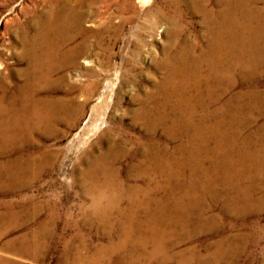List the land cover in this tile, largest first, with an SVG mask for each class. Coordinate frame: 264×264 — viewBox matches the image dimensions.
Masks as SVG:
<instances>
[{
	"label": "rangeland",
	"instance_id": "374dc122",
	"mask_svg": "<svg viewBox=\"0 0 264 264\" xmlns=\"http://www.w3.org/2000/svg\"><path fill=\"white\" fill-rule=\"evenodd\" d=\"M144 1L0 0V84H4L0 94L5 95V101L27 85L28 94L36 90L34 98L81 104L75 114H64L58 122L52 120L29 131H15L14 137L0 144V264H72L77 252L96 256L98 249L107 247L110 241L90 218L91 200L84 190L89 179L96 181L90 176L96 160L109 148H121L122 139L128 140V154L106 163L117 169L126 182V171L137 159L131 156L138 148L148 149L149 145L144 144L152 141L156 147L163 143L170 149L178 144L160 128L153 133L147 131L135 121L134 111L146 96H157L156 88L165 73L160 64L163 56L172 55L180 45L204 47L206 32L201 15L193 12L185 0H178L181 13L169 0ZM53 10L69 17L77 12L80 26L72 27L70 41L59 52L61 57L64 55V65L51 77L53 84L38 88L27 84L32 78L27 70L30 60L20 35H34L39 23ZM174 22L180 25L176 34L172 30ZM94 30L102 32L101 40L91 33ZM70 47L78 48L73 57L65 54ZM248 89L258 96V92L264 94V65L254 76H237L223 100ZM256 100L262 101L260 97ZM248 101L232 100L239 105ZM252 113L241 136H250L252 147L257 148L264 140V110ZM188 174L185 170L184 176ZM96 177L102 181L100 175ZM251 182L254 188L248 206L239 215L225 208L222 188L213 195L214 200L202 196L205 222L197 229L205 231L185 240L178 250L190 249L206 264H264V179ZM189 216L191 225H197L194 215ZM40 225L45 230L36 235ZM34 233L40 240L38 254L17 252L26 249L21 242L24 235L31 237ZM112 234L115 241L118 233L113 230ZM221 239L230 240V245L235 241L245 246L238 255L229 256L232 260L207 259ZM113 258L102 263L115 264ZM193 263L201 264L197 260Z\"/></svg>",
	"mask_w": 264,
	"mask_h": 264
},
{
	"label": "bare ground",
	"instance_id": "6f19581e",
	"mask_svg": "<svg viewBox=\"0 0 264 264\" xmlns=\"http://www.w3.org/2000/svg\"><path fill=\"white\" fill-rule=\"evenodd\" d=\"M185 3L201 15L206 43L204 47L180 45L172 55L166 53L160 62L165 73L156 88L157 96H146L134 111L135 121L147 131L153 133L160 128L178 144L170 149L156 139L158 147L153 141L145 142L144 146L149 148H138L131 156L132 160L137 159L126 171V182L117 169L106 163L128 154L130 149L125 147L128 140L122 139L121 148H109L96 160V168L90 172L96 181L89 179L84 190L91 200L90 218L95 219L110 241L107 247L97 248L94 257L77 252L72 264H103L104 259L110 261L112 257L115 264H194V260L206 264L192 250H178L185 240L205 231L197 229L205 222L201 197L208 195L214 200L213 195L222 188L225 208L239 215L248 206L254 188L251 181L264 179V140L254 148L250 136H241L252 112L264 110V94L258 92L261 94L258 96L248 89L223 100L237 76H254L264 65V0H185ZM169 4L181 13L178 0H169ZM45 18L34 35H20L30 60L27 70L32 78L28 79L31 84H27L34 87L53 84L51 77L64 65V55L61 57L59 52L70 41L72 27L79 28L81 16L75 12L69 17L53 10ZM173 24L176 34L180 25ZM91 33L101 40L100 30ZM77 49L70 47L65 54L73 57ZM3 85L0 84L2 92ZM27 87L22 86L18 94L6 101L5 95L0 94V144L14 137L15 131L49 125L64 114L77 113L81 106L72 101L34 98L36 90L28 94ZM255 96L262 101L257 103ZM234 99L249 101L239 105L232 102ZM185 170L188 177L184 176ZM243 180L245 185L241 184ZM189 214L194 215L197 225H191ZM44 230L40 225L36 235ZM113 230L118 233L115 241ZM36 235H24L21 242L26 249L17 252L37 255L40 240ZM229 241L217 242L214 253L207 259L232 260L245 246L235 241L230 245Z\"/></svg>",
	"mask_w": 264,
	"mask_h": 264
}]
</instances>
